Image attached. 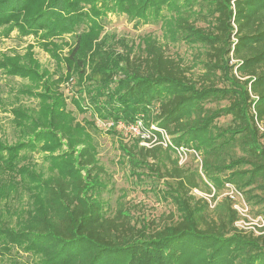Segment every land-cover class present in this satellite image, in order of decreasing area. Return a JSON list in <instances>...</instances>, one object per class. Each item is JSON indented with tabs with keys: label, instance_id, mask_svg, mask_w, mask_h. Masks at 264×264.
I'll list each match as a JSON object with an SVG mask.
<instances>
[{
	"label": "trees",
	"instance_id": "16d2710c",
	"mask_svg": "<svg viewBox=\"0 0 264 264\" xmlns=\"http://www.w3.org/2000/svg\"><path fill=\"white\" fill-rule=\"evenodd\" d=\"M109 14L159 24L161 37L118 40L119 52L105 34ZM13 31L32 36L55 68L30 44L0 53V76L27 81L16 98L36 100L2 107L14 136L0 137V257L15 248L33 264H264V0H0V38ZM178 44L187 56L167 55ZM63 84L91 121L67 109ZM137 120L164 130L171 146L153 130V142L123 137L120 125ZM98 124L121 136L129 175L160 183L170 221L137 226L121 199L112 211L102 198ZM178 148L190 164H179ZM226 184L259 227L237 226L244 219Z\"/></svg>",
	"mask_w": 264,
	"mask_h": 264
},
{
	"label": "rangeland",
	"instance_id": "374dc122",
	"mask_svg": "<svg viewBox=\"0 0 264 264\" xmlns=\"http://www.w3.org/2000/svg\"><path fill=\"white\" fill-rule=\"evenodd\" d=\"M105 34L109 37V43L114 48L121 52L123 46L119 44L118 40H123L127 46H137L141 37L145 35H152L157 38L161 37V30L159 24H146L135 26L133 22H129L125 15L109 14L107 15L105 22ZM33 45L34 56L39 61L43 68L52 71L55 68L53 60L49 55L42 51L36 44L35 39L32 36L20 37L16 31H13L8 38H0V53L18 52L23 53L27 45ZM167 55L175 57L177 55L187 56L188 50L182 44L176 46H169L166 50ZM27 81L21 80L19 77L5 78L0 76V137L12 139L13 129L10 123L11 115L2 111V107H9V104L14 102L16 98L12 89H18ZM60 91L66 98L67 109L73 112L78 122L82 120L91 121L93 118L89 112L79 113L75 110L70 98L72 96L71 87L65 84L60 86ZM18 103L32 108L36 105V100L28 97H17ZM2 105V106H1ZM230 123V118H220L217 120L219 126H226ZM102 132L97 133V157L100 164L105 168L108 175V190L102 193V198L114 211L116 202L121 199L123 204L130 210L132 221L140 226L142 223L149 225V228L157 225H161L170 221L169 214L174 212V209L168 203L162 201L157 194L154 186L159 185L156 180L149 178L148 176H142L140 179L129 175L126 166L121 161L120 152L117 149V142L121 136L114 133H109L107 126L98 124ZM264 130V128H263ZM262 130V131H263ZM126 135L124 134L123 137ZM264 144V140H263ZM35 160L40 163L41 157L34 155ZM196 162L200 161V158L196 156ZM190 157L187 156L180 165L190 164ZM200 165V164H199ZM230 185V184H229ZM226 186V185H225ZM232 186V185H231ZM238 191V190H237ZM239 192V191H238ZM227 192L224 190V195ZM240 193V192H239ZM197 197H203L204 194L198 191H194ZM241 194V193H240ZM242 195V194H241ZM243 197V195H242ZM244 199V197H243ZM244 202L246 203L245 199ZM247 213L245 217H242L244 221L237 224L238 227H244L245 229H251L253 226H260L258 217H254V211H250L249 205L246 203ZM11 261V262H10ZM34 259L17 249H13L10 253H4L0 257V264H33Z\"/></svg>",
	"mask_w": 264,
	"mask_h": 264
},
{
	"label": "built area",
	"instance_id": "2783aa9c",
	"mask_svg": "<svg viewBox=\"0 0 264 264\" xmlns=\"http://www.w3.org/2000/svg\"><path fill=\"white\" fill-rule=\"evenodd\" d=\"M119 129L123 130L125 135L140 136L141 138H143V137L148 138L149 136H153L152 142L155 141L156 138L150 132V130L157 131L160 133V136L162 138L161 142H159V143L161 145H163V147L171 146L169 136L164 130H160V129L156 128L154 125H150V127H149L150 130H148L144 127L141 120H137L134 124L128 125V126L120 125ZM140 144L148 146V144L143 143V142H141ZM176 153H177L178 158H179V163H181L187 157V151L182 149V148L176 149ZM226 188H227L226 189V192H227L226 195L232 201L233 208L237 211V213L239 214V216L241 218L245 217L246 213H247V207L245 206L246 203L244 202L242 195L233 186H231L229 184H226ZM258 220L261 222V219L259 217H258ZM240 222H242V221H240Z\"/></svg>",
	"mask_w": 264,
	"mask_h": 264
}]
</instances>
